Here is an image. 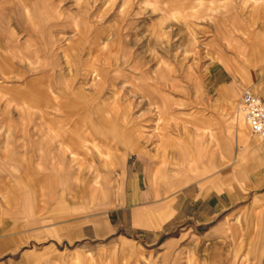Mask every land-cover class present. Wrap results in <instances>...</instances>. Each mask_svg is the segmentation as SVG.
Returning <instances> with one entry per match:
<instances>
[{
    "label": "rangeland",
    "instance_id": "obj_1",
    "mask_svg": "<svg viewBox=\"0 0 264 264\" xmlns=\"http://www.w3.org/2000/svg\"><path fill=\"white\" fill-rule=\"evenodd\" d=\"M180 1L186 7L182 12L176 7ZM198 2L0 0V181L11 174L19 152L35 140L56 139L45 126L44 112L59 114L58 106L93 111L104 105L114 140L125 151L144 148L158 169L151 174L153 187L177 190L191 184L227 192L228 174L232 185L248 192L241 170L261 158L264 141L251 133L238 104L242 87L264 95V58L256 57L262 64L258 73L256 58H250L252 49L264 44V18L249 44H241L233 36L240 20L235 2L216 10ZM252 12L258 14L254 2ZM256 27L258 22L252 31ZM236 46L248 80L240 75L234 102L222 99L220 108L199 75L213 53L226 62L227 51ZM236 114L251 144L232 134L220 153L204 134L209 136L212 123ZM199 138L211 148L196 162ZM123 245L127 253L113 246L104 263L264 264V208L255 195L244 194L204 231Z\"/></svg>",
    "mask_w": 264,
    "mask_h": 264
},
{
    "label": "crops",
    "instance_id": "obj_2",
    "mask_svg": "<svg viewBox=\"0 0 264 264\" xmlns=\"http://www.w3.org/2000/svg\"><path fill=\"white\" fill-rule=\"evenodd\" d=\"M198 1L211 10L230 2L237 4L240 20L233 36L238 43L249 44V37L262 28L264 0ZM253 2L256 15L252 12ZM176 7L181 12L186 9L182 1ZM257 22L259 27L252 31ZM263 45L252 49L250 58H264ZM234 51H227L226 62L213 53L199 75L206 93L220 108L222 99L230 105L234 102L238 77L248 80L239 68L244 65V57L237 46ZM258 58L255 73L262 67ZM23 96L22 92L19 98L22 100ZM43 103L45 110L49 105L46 100ZM54 109L62 112H44L43 117L56 139L35 140L19 152L11 163V174L0 181V264H102L101 260L105 264L104 256L113 246L123 255L127 253L123 243L147 245L188 230L204 231L244 194L255 195L264 208V152L257 161L243 165L248 192L232 185L228 174L227 192L201 190L191 184L177 190L153 187L151 174L155 169L157 175L158 169L144 148L125 151L121 142L114 140L104 105L93 111L91 107ZM70 114L75 117L71 119ZM211 125L209 136L204 135L209 138V145L214 142L218 146L220 153L232 134L242 144H251L247 128L237 114L235 119ZM136 137V133L130 136V144L135 143ZM210 148L200 138L195 140L196 162L208 156ZM253 217L249 222H255Z\"/></svg>",
    "mask_w": 264,
    "mask_h": 264
},
{
    "label": "built area",
    "instance_id": "obj_3",
    "mask_svg": "<svg viewBox=\"0 0 264 264\" xmlns=\"http://www.w3.org/2000/svg\"><path fill=\"white\" fill-rule=\"evenodd\" d=\"M242 111L251 132L264 141V98L245 87L239 98Z\"/></svg>",
    "mask_w": 264,
    "mask_h": 264
},
{
    "label": "bare ground",
    "instance_id": "obj_4",
    "mask_svg": "<svg viewBox=\"0 0 264 264\" xmlns=\"http://www.w3.org/2000/svg\"><path fill=\"white\" fill-rule=\"evenodd\" d=\"M241 111V110H240ZM242 112V111H241ZM243 114V113H242ZM243 117H244V115H243ZM245 119V118H244ZM246 121V120H245ZM246 123H247V121H246ZM248 124V123H247ZM248 127H249V125H248ZM250 129V128H249ZM251 131V130H250ZM252 133V132H251Z\"/></svg>",
    "mask_w": 264,
    "mask_h": 264
}]
</instances>
